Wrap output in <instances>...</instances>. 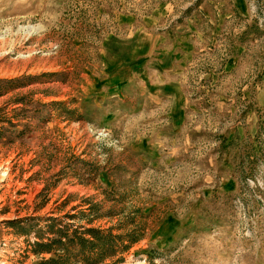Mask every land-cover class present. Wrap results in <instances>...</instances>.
Returning a JSON list of instances; mask_svg holds the SVG:
<instances>
[{"label":"rangeland","instance_id":"374dc122","mask_svg":"<svg viewBox=\"0 0 264 264\" xmlns=\"http://www.w3.org/2000/svg\"><path fill=\"white\" fill-rule=\"evenodd\" d=\"M83 225L264 264V0H0V264Z\"/></svg>","mask_w":264,"mask_h":264},{"label":"trees","instance_id":"16d2710c","mask_svg":"<svg viewBox=\"0 0 264 264\" xmlns=\"http://www.w3.org/2000/svg\"><path fill=\"white\" fill-rule=\"evenodd\" d=\"M57 232L59 236L51 238L48 242H35L34 253L40 259L34 264H76L78 261L82 264H111L106 263V260L114 253V246L111 243V235L105 230L83 225L77 226L73 234L60 229ZM136 241L132 236L131 242ZM129 246L130 244L123 245L121 250H127ZM44 253L50 256H41ZM121 260L122 258L113 263H119Z\"/></svg>","mask_w":264,"mask_h":264}]
</instances>
